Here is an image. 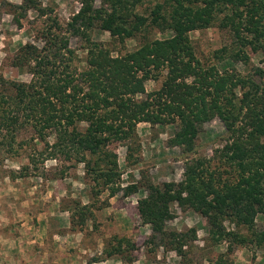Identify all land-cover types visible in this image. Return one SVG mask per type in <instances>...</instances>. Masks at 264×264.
Segmentation results:
<instances>
[{
	"label": "trees",
	"instance_id": "obj_1",
	"mask_svg": "<svg viewBox=\"0 0 264 264\" xmlns=\"http://www.w3.org/2000/svg\"><path fill=\"white\" fill-rule=\"evenodd\" d=\"M78 3L63 25L46 15L51 11L40 0L8 4L18 26L29 11L46 17L37 42L19 45L7 57V65L24 71L29 80L0 76V153L11 152L21 132L33 142L27 165L7 176L25 178L30 166L35 171L37 163L59 160L57 177L68 168L63 163L82 165L94 196L107 192V197L126 198L140 192L135 210L149 226L146 243L180 260L196 232L167 229L172 204L203 217L211 244L224 242L227 252L234 245L264 246V0ZM209 27L227 35L213 55L221 67L201 63L188 36ZM94 30L105 32L108 41L91 39ZM71 38L83 42L79 63ZM129 40L134 46L126 49ZM233 64L246 71L229 70ZM147 81H158V88L147 92ZM214 119L221 124L223 140L208 160L195 154L196 141ZM139 123L173 127L166 144L182 157L178 181L121 184L115 150L123 147L124 160L137 163ZM94 202L68 199L62 204L70 212V230L82 231L93 220ZM123 240L116 239L115 247L107 243L103 257L90 262L122 256Z\"/></svg>",
	"mask_w": 264,
	"mask_h": 264
},
{
	"label": "rangeland",
	"instance_id": "obj_2",
	"mask_svg": "<svg viewBox=\"0 0 264 264\" xmlns=\"http://www.w3.org/2000/svg\"><path fill=\"white\" fill-rule=\"evenodd\" d=\"M17 3L19 0H0V76L7 80L26 82L29 80L28 74L20 69L9 67L7 57L14 54L19 45L37 42L38 30L46 16L38 17L34 11H29L19 20L18 26L14 20L16 14L12 15L8 5ZM40 3L41 7L51 11L46 15L54 17L60 25H63L79 7L78 0H40ZM188 36L195 56L201 63L215 64L217 67L223 66V63L217 64L213 55L226 43L227 35L224 31L216 27H209L191 31ZM91 39L107 42L108 36L105 32L94 30ZM69 46L76 55L77 63L81 62L84 59L83 42L71 38ZM125 46L126 49L132 48L134 41H127ZM255 63L256 57H252L251 64L255 65ZM227 68L242 73L246 71L244 67L237 64H233L231 67L227 66ZM158 86V81H147L145 90L148 92ZM172 131V126H149L146 123L136 125V142L139 145V150L133 157L137 163L129 164L124 160L125 150L123 147H117L115 150L122 172L120 177L122 185L138 183V181L146 179L153 184H160L167 181L176 182L181 178L183 163L179 150L166 144ZM29 137L28 133L21 132L16 135L19 144L14 143L11 152L0 153V209H2V180L10 179L7 176L9 172L17 173L20 168L27 165L26 155L33 143L29 141ZM222 140L221 124L214 119L206 123L198 135L195 154L210 160L213 151L221 146ZM39 147L40 145L36 144V148ZM63 164L68 168L63 171L62 177H57L59 174L56 173L62 169V163L59 160H46L43 163H37L35 171L30 166L28 177L21 179L28 181L38 195L53 190L52 197L59 195L62 203H66L68 199H77L83 202L86 196L95 200L96 208H92L93 213L96 212L93 214L94 218L86 222L83 227L87 231L86 228L89 226L97 233L95 235L96 242H92L89 237H86L81 244L84 247L88 246L90 250L85 257L86 262L95 257H103V247L108 245L107 243L109 246L115 247L116 239L121 238L128 241L126 244L123 240L120 246L126 253H123L122 256L108 257V264H113L118 259L121 260V264H223L219 262V259L225 264H264V246L234 245L231 251L227 252V244L224 242L212 245L207 236L205 219L190 209H183L176 204L170 206L172 218L166 223L167 229L184 231L193 228L196 232L195 240L191 242L190 247L186 248L187 254L184 260H180L173 252L166 251L161 247L155 248L146 243L150 233L149 226L142 224L136 214L135 204L136 199L140 197V192L127 198H119L120 194H118L109 204L107 192H101L97 196L90 192L85 184L88 183V180L84 178L82 165ZM102 209H104L103 212H97ZM1 216L2 211L0 210ZM224 225L226 229H233L227 223ZM0 228H2L1 224ZM95 244L97 247H94ZM128 245H132L133 250L130 251ZM92 248L97 251H92ZM98 252L100 254H97ZM128 258L131 259L130 263L126 262Z\"/></svg>",
	"mask_w": 264,
	"mask_h": 264
},
{
	"label": "crops",
	"instance_id": "obj_3",
	"mask_svg": "<svg viewBox=\"0 0 264 264\" xmlns=\"http://www.w3.org/2000/svg\"><path fill=\"white\" fill-rule=\"evenodd\" d=\"M5 179L0 209V264H108L109 258L85 261L90 250L81 244L86 237L96 242L97 233L89 226L87 231L70 230V212L63 208L59 195L52 197L53 190L38 195L25 179ZM114 197L108 198L109 204ZM91 202L86 196L80 203ZM113 264H121V260Z\"/></svg>",
	"mask_w": 264,
	"mask_h": 264
}]
</instances>
